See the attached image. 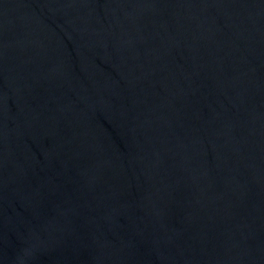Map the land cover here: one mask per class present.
Listing matches in <instances>:
<instances>
[{"label": "water", "instance_id": "1", "mask_svg": "<svg viewBox=\"0 0 264 264\" xmlns=\"http://www.w3.org/2000/svg\"><path fill=\"white\" fill-rule=\"evenodd\" d=\"M0 264H264V0H0Z\"/></svg>", "mask_w": 264, "mask_h": 264}]
</instances>
